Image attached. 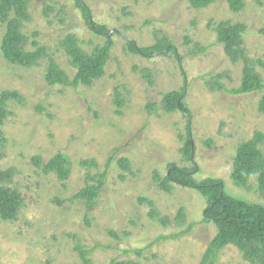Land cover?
<instances>
[{
	"label": "rangeland",
	"instance_id": "obj_1",
	"mask_svg": "<svg viewBox=\"0 0 264 264\" xmlns=\"http://www.w3.org/2000/svg\"><path fill=\"white\" fill-rule=\"evenodd\" d=\"M83 1L94 22L111 31L113 43L103 76L90 86L49 87L45 80L50 62L68 79L75 75L61 46L66 36H75L86 54L105 44L70 0H27L28 19L20 31L28 38L27 50L45 49L37 64L13 65L0 50V93L15 91L20 97L6 102L9 115L0 127V169L12 170L0 186L21 197L16 219H0V264H80L76 249L95 246L91 264H202L217 231L202 217L205 199L176 185L167 193L155 179L165 177L169 164L192 167L181 152L189 137L197 181L220 179L228 195L264 208L256 173L241 186L229 177L237 147L264 134L259 110L264 91L243 96L223 91L221 84L240 85L243 65L225 55L215 31L224 21L245 27L242 47L264 83V0H241L236 11L229 0L200 9L187 0ZM4 33L0 24V45ZM160 37L176 48L179 59L172 54L145 59L128 50V42L147 47ZM181 88L189 125L163 103L165 94ZM259 148L264 157V141ZM56 155L68 161L64 180L32 164L33 157L45 163ZM110 157L96 197L70 201L82 188L98 184ZM83 161L89 164L82 166ZM170 235L178 237L158 240ZM212 264L250 263L229 245Z\"/></svg>",
	"mask_w": 264,
	"mask_h": 264
},
{
	"label": "trees",
	"instance_id": "obj_2",
	"mask_svg": "<svg viewBox=\"0 0 264 264\" xmlns=\"http://www.w3.org/2000/svg\"><path fill=\"white\" fill-rule=\"evenodd\" d=\"M75 8L79 10L86 27L95 35L105 37V44L97 47L91 54L84 53L78 44L75 36L68 35L61 46L69 58L71 66L75 70L72 79H68L58 70L53 62L47 66L45 77L46 84L49 87L63 85L78 88L81 85L90 86L94 80L99 79L104 74V67L108 59L113 43L107 36L111 34L105 26L94 22L89 7L83 0H70ZM191 8L200 9L208 6L213 0H187ZM228 5L232 11L238 10L243 4L241 0H229ZM28 19L27 0H0V24H5V33L3 35L0 50L3 58L17 66L31 67L45 55L43 47L35 46L33 51L26 49L28 38L20 31V23ZM216 43L222 44L225 55L234 63L241 61L242 77L240 85L235 89H227L221 84L225 93L232 96L249 95L264 91V83L260 76L255 72L252 61H250L244 52L242 36L245 27L240 23L231 24L228 21L219 23L216 28ZM128 50L135 55L145 59L153 56H178L176 48L172 46L165 37L157 38L155 43L147 47H139L134 42H128ZM35 45V43H34ZM207 47L190 52V56H196L205 52ZM185 89L172 91L164 95L163 103L166 111H179L187 119L188 125L191 120L190 111L183 103V94ZM20 97L15 91H3L0 93V127L9 111L6 107L8 100H19ZM259 110L264 112V96L259 102ZM4 141L3 133L0 129V146ZM264 141V134L255 133L249 141L243 142L237 147L230 179L241 186L252 173L257 174V184L260 190H264V157L259 145ZM187 161L192 163L191 168L178 167L175 164H169L165 177H156L157 186L163 191L169 193L172 185L188 188L198 192L206 201L205 208L202 211V217L206 222L213 223L216 227V234L207 247L203 257L202 264H212L217 260L219 252L226 246L232 245L242 254V257L250 264H264V208L256 204H247L244 201L236 199L225 192L224 183L220 179L206 178L197 181L194 175L198 173V166L193 161L192 141L187 137L185 146L181 149ZM2 153L0 151V159ZM113 161L110 157L103 173L99 177L96 186H86L73 195V200H93L99 189L103 186L109 166ZM32 164L41 169L42 173H55L57 177L64 180L69 175L67 158L63 155H56L47 162H42L39 157L32 158ZM82 166L89 163L83 161ZM118 164L124 168L126 161L118 160ZM12 178V170L0 169V184ZM21 207L20 195L10 187L0 186V219L2 221H13L16 219ZM178 235L159 237L158 240L175 239ZM95 246L89 250L77 248L80 256V264H91L88 256L93 253ZM150 246L146 247L149 248ZM138 252V251H137ZM141 252V251H140ZM138 252V254L140 253ZM109 264H126L118 260H112Z\"/></svg>",
	"mask_w": 264,
	"mask_h": 264
},
{
	"label": "water",
	"instance_id": "obj_3",
	"mask_svg": "<svg viewBox=\"0 0 264 264\" xmlns=\"http://www.w3.org/2000/svg\"><path fill=\"white\" fill-rule=\"evenodd\" d=\"M108 37L110 36V34L107 35Z\"/></svg>",
	"mask_w": 264,
	"mask_h": 264
}]
</instances>
